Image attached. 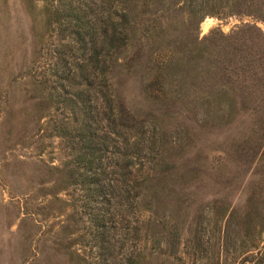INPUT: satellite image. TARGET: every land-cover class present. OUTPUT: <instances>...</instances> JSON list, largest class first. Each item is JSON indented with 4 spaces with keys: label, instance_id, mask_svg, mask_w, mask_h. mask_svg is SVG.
I'll return each instance as SVG.
<instances>
[{
    "label": "rangeland",
    "instance_id": "374dc122",
    "mask_svg": "<svg viewBox=\"0 0 264 264\" xmlns=\"http://www.w3.org/2000/svg\"><path fill=\"white\" fill-rule=\"evenodd\" d=\"M43 4L0 0V264L106 263L93 216L112 196L118 229L110 242L118 264H264V56H237L259 64L256 76L232 80V111L222 103V117L206 119L179 104L166 108L150 100L142 76L145 59L138 63L131 49V66L117 71L114 88L137 119L153 122L159 149L175 166L151 172L134 206L121 210V193L92 196L70 178L72 152L58 129L63 108L45 107L31 82L32 75H50L57 44L47 31ZM249 21L206 15L197 32L199 38L228 34ZM257 26L264 33V23ZM140 170L134 163L132 175ZM105 181L121 184L110 175ZM147 206L155 210L153 238L142 235ZM159 243L165 246L158 249Z\"/></svg>",
    "mask_w": 264,
    "mask_h": 264
},
{
    "label": "trees",
    "instance_id": "16d2710c",
    "mask_svg": "<svg viewBox=\"0 0 264 264\" xmlns=\"http://www.w3.org/2000/svg\"><path fill=\"white\" fill-rule=\"evenodd\" d=\"M43 2L46 28L57 44L50 75H32L31 82L38 86L45 107L56 103L63 108L65 115L58 129L72 152L70 178L92 196L121 193L122 201L117 203L121 210L134 206L153 173L162 174L175 166L170 156L159 149L153 122L137 119L114 88L117 71L131 66L127 62L131 49H136L134 60L138 63L145 59L142 76L150 100L166 108L179 104L183 111L201 113L206 119L221 118L222 103H228L232 111V80L248 73L256 76L259 64L253 67L250 62L236 60L237 56H264V33L257 26L258 21L264 23V0ZM206 15H242L252 21L241 23L228 34L210 32L199 38V23ZM224 52L229 55L224 60L227 64L221 60ZM37 59L38 55L32 68ZM220 70L224 84H220ZM136 162L141 170L133 176ZM107 165L111 166L109 173ZM114 166L121 170L119 176ZM108 175L111 181L118 177L119 188L105 181ZM112 198L105 200L107 208L102 213H94L93 220L101 228L94 238L100 242L103 261L118 264L114 261V242H110L118 229L116 215L110 212ZM145 211L149 216L141 234L153 238L155 210L147 206ZM165 243L157 244L158 249Z\"/></svg>",
    "mask_w": 264,
    "mask_h": 264
}]
</instances>
